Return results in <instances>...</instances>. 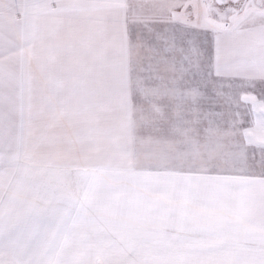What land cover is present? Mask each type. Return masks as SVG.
Returning <instances> with one entry per match:
<instances>
[{
	"label": "snow or ice",
	"instance_id": "1",
	"mask_svg": "<svg viewBox=\"0 0 264 264\" xmlns=\"http://www.w3.org/2000/svg\"><path fill=\"white\" fill-rule=\"evenodd\" d=\"M0 264H264V0H0Z\"/></svg>",
	"mask_w": 264,
	"mask_h": 264
}]
</instances>
